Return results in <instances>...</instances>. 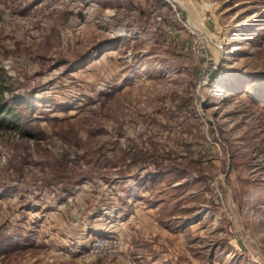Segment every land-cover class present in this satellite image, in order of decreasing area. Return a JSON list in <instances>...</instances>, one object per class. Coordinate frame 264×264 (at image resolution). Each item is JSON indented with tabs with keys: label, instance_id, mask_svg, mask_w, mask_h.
Here are the masks:
<instances>
[{
	"label": "rangeland",
	"instance_id": "obj_1",
	"mask_svg": "<svg viewBox=\"0 0 264 264\" xmlns=\"http://www.w3.org/2000/svg\"><path fill=\"white\" fill-rule=\"evenodd\" d=\"M173 1L0 0V264H264V0Z\"/></svg>",
	"mask_w": 264,
	"mask_h": 264
},
{
	"label": "trees",
	"instance_id": "obj_2",
	"mask_svg": "<svg viewBox=\"0 0 264 264\" xmlns=\"http://www.w3.org/2000/svg\"><path fill=\"white\" fill-rule=\"evenodd\" d=\"M239 81L241 83L243 80L240 78ZM4 89L5 87L3 86L2 78L0 77V125H6L7 123L15 125L18 122L17 116L14 114L13 109L9 106V102L5 101L2 98V93ZM10 101H15L18 105L26 103L25 100V102H21V100L13 96L10 98Z\"/></svg>",
	"mask_w": 264,
	"mask_h": 264
},
{
	"label": "built area",
	"instance_id": "obj_3",
	"mask_svg": "<svg viewBox=\"0 0 264 264\" xmlns=\"http://www.w3.org/2000/svg\"><path fill=\"white\" fill-rule=\"evenodd\" d=\"M200 40H201V38L200 37H198V38H196V40H194L195 42H200ZM216 47L218 48V49H220L222 46H221V43H218L217 45H216ZM196 53L199 55V56H201V57H206L205 56V53L202 51V45H200L199 47L197 46L196 47ZM208 60L209 59H206V63L208 62ZM203 70V69H202ZM208 71H210V69L208 70ZM206 77H207V75H206ZM104 238V237H103ZM106 238H111V237H106ZM105 242H106V239H102V238H100V239H94L92 242H91V245H90V247H89V252L90 253H101V252H103V250H104V246H105ZM109 243H111V242H109Z\"/></svg>",
	"mask_w": 264,
	"mask_h": 264
},
{
	"label": "water",
	"instance_id": "obj_4",
	"mask_svg": "<svg viewBox=\"0 0 264 264\" xmlns=\"http://www.w3.org/2000/svg\"><path fill=\"white\" fill-rule=\"evenodd\" d=\"M213 71H214V68H212V69L208 72V74H207V78H211V77H212Z\"/></svg>",
	"mask_w": 264,
	"mask_h": 264
},
{
	"label": "bare ground",
	"instance_id": "obj_5",
	"mask_svg": "<svg viewBox=\"0 0 264 264\" xmlns=\"http://www.w3.org/2000/svg\"><path fill=\"white\" fill-rule=\"evenodd\" d=\"M171 1H173V0H171ZM174 2V1H173ZM208 6H211V4H209ZM120 35H122V34H120Z\"/></svg>",
	"mask_w": 264,
	"mask_h": 264
}]
</instances>
